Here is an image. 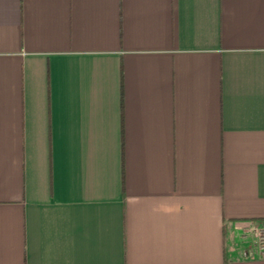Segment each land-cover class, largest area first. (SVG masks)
<instances>
[{
    "label": "crops",
    "instance_id": "0c3cea01",
    "mask_svg": "<svg viewBox=\"0 0 264 264\" xmlns=\"http://www.w3.org/2000/svg\"><path fill=\"white\" fill-rule=\"evenodd\" d=\"M264 0H0V264H264Z\"/></svg>",
    "mask_w": 264,
    "mask_h": 264
},
{
    "label": "built area",
    "instance_id": "2783aa9c",
    "mask_svg": "<svg viewBox=\"0 0 264 264\" xmlns=\"http://www.w3.org/2000/svg\"><path fill=\"white\" fill-rule=\"evenodd\" d=\"M241 237L247 239L240 252L242 256L264 258V221L249 225Z\"/></svg>",
    "mask_w": 264,
    "mask_h": 264
}]
</instances>
